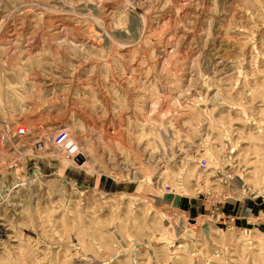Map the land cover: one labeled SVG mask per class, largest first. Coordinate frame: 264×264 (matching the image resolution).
<instances>
[{"label": "rangeland", "instance_id": "obj_1", "mask_svg": "<svg viewBox=\"0 0 264 264\" xmlns=\"http://www.w3.org/2000/svg\"><path fill=\"white\" fill-rule=\"evenodd\" d=\"M0 264H264V0H0Z\"/></svg>", "mask_w": 264, "mask_h": 264}, {"label": "built area", "instance_id": "obj_2", "mask_svg": "<svg viewBox=\"0 0 264 264\" xmlns=\"http://www.w3.org/2000/svg\"><path fill=\"white\" fill-rule=\"evenodd\" d=\"M52 142L55 145V147L58 150H60L61 153L62 152L65 153L68 158H76L75 156L76 150L74 149L75 144L72 140L71 134L66 129H62L56 132L53 135ZM43 147H44L43 142L38 144V148L42 149Z\"/></svg>", "mask_w": 264, "mask_h": 264}]
</instances>
